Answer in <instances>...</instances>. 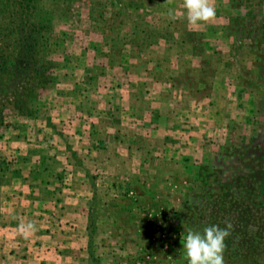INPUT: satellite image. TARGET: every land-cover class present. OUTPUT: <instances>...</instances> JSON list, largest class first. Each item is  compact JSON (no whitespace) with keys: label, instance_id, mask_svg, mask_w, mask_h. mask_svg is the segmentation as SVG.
I'll return each mask as SVG.
<instances>
[{"label":"rangeland","instance_id":"rangeland-1","mask_svg":"<svg viewBox=\"0 0 264 264\" xmlns=\"http://www.w3.org/2000/svg\"><path fill=\"white\" fill-rule=\"evenodd\" d=\"M125 1L42 0L54 80L32 114L12 104L27 79L3 76L0 264H188L187 231L227 223L225 264H264V196L247 212L227 193L248 170L235 149L264 150V0H214L196 25L183 0H142L137 39Z\"/></svg>","mask_w":264,"mask_h":264},{"label":"trees","instance_id":"trees-1","mask_svg":"<svg viewBox=\"0 0 264 264\" xmlns=\"http://www.w3.org/2000/svg\"><path fill=\"white\" fill-rule=\"evenodd\" d=\"M140 1L142 0H126L125 7H128L129 10L125 8L122 11L123 7L121 4L119 10L116 11L117 14L125 18L124 20H131L130 23L132 22L133 24L132 31L124 34L125 36L134 35L131 38L135 39L143 31V29L138 28V25L136 26V21L134 20L140 19L142 16L140 9L143 5ZM245 1L251 2L252 0H228L231 7H235L238 3L241 5ZM41 2L42 0H0V85L3 76L7 74L11 76L18 74V77L23 74L22 77L27 79V86H23V92L14 93L12 103L14 110L22 115L33 113V101L34 97L39 94L38 89L42 88L45 82L54 80V76L50 73L51 63L46 58L48 43L46 32L50 21H44L39 17L36 18L37 12L42 8ZM240 21L241 18L239 16H229L230 24L225 28L229 34L233 33L231 28L239 27ZM126 22L124 21L122 24L126 25ZM148 33L151 34V41L150 43L146 42L147 44L142 45V47L152 44L158 37L168 39V34H171L167 27H158ZM203 33L201 32V35ZM129 41L134 42L132 39H129ZM179 46L181 48V45ZM254 48L256 47L254 46ZM204 53L205 49L201 50V54ZM47 66H49V72L46 74ZM259 68L263 69V66ZM194 70L197 71L196 69ZM208 70L214 72V69H211L206 60H201V76H205ZM258 71L261 72L260 70ZM246 75L249 76L250 71ZM3 107V104H0V125L4 119ZM226 145L231 144L228 143ZM235 150L239 159L243 158L241 169L245 168L248 170L244 173L245 183L238 185L227 184L230 203L244 205L246 210L248 207H252V211H254L253 206H256L255 199L264 196V169L252 166L251 163L259 162L264 165V150L258 145L254 148L251 145H243ZM244 161L249 163L246 164ZM235 186H239V189ZM223 196L225 197L224 194H222ZM89 249L90 242L88 244ZM89 257L91 259L94 258L92 252H89Z\"/></svg>","mask_w":264,"mask_h":264},{"label":"clouds","instance_id":"clouds-1","mask_svg":"<svg viewBox=\"0 0 264 264\" xmlns=\"http://www.w3.org/2000/svg\"><path fill=\"white\" fill-rule=\"evenodd\" d=\"M166 2L170 3L171 0H166ZM183 8L186 12V19L192 25L200 22L206 23L216 17L214 0H183ZM167 15L173 20L177 18L171 8ZM231 228V223H227L224 228L211 224L202 232L189 229L183 243L188 264H225V240L231 234ZM19 231L27 238L36 231V226L31 221L26 224L21 223Z\"/></svg>","mask_w":264,"mask_h":264}]
</instances>
